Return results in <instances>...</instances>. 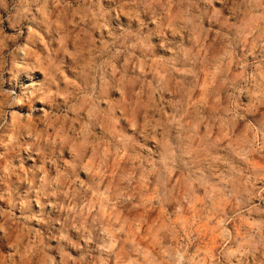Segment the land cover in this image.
Wrapping results in <instances>:
<instances>
[{
  "label": "clouds",
  "instance_id": "1",
  "mask_svg": "<svg viewBox=\"0 0 264 264\" xmlns=\"http://www.w3.org/2000/svg\"><path fill=\"white\" fill-rule=\"evenodd\" d=\"M0 264H264V0H0Z\"/></svg>",
  "mask_w": 264,
  "mask_h": 264
}]
</instances>
